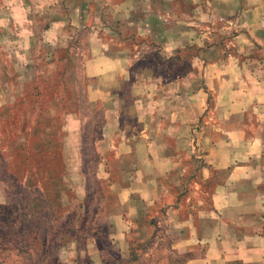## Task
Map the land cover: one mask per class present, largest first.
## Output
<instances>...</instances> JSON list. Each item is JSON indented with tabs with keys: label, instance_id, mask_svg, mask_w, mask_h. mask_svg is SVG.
<instances>
[{
	"label": "rangeland",
	"instance_id": "1",
	"mask_svg": "<svg viewBox=\"0 0 264 264\" xmlns=\"http://www.w3.org/2000/svg\"><path fill=\"white\" fill-rule=\"evenodd\" d=\"M126 3L0 0V264H122L140 250L133 244L132 255L125 257L123 242L115 237L111 240L105 220L106 212H112L108 220L112 217L117 236L122 226L116 217L122 209L101 208L103 197L106 202L114 197L113 186L120 180L125 184L116 174L106 175L108 166L114 172L122 171L115 168L112 157L125 151L110 138L120 126L128 130L125 135L131 133L127 123H132L134 114L129 108L137 101L161 106L181 103V79L176 77L190 65L164 63L169 54L149 47L151 43L163 47L166 34L151 37L149 32L137 31L135 19L140 18H135V12H144V5L131 1L122 11ZM174 5L178 13L183 10L190 16L160 17L159 26L172 21L178 28L181 20L190 21L191 35L201 40L175 52L174 58L213 56L209 47L213 43L215 54L236 53L227 47L235 32L226 31L218 19L212 23L209 12L204 11L212 8L211 0H174ZM104 44L109 48L102 47ZM103 53L145 58L132 72H144L142 82L149 90L153 68L158 76L154 83L162 84L149 91L150 96L119 99L95 95L92 87L97 79L88 76L86 63ZM189 84V92H193L199 81L196 78ZM118 105L128 111L120 109L119 113ZM194 142L190 151L202 156L197 138ZM177 183L182 179L177 178ZM207 191L197 173H192L176 204L182 208L184 198L181 211L197 208L201 199L208 203ZM165 212L153 211L152 220H162ZM162 234L163 225L158 236Z\"/></svg>",
	"mask_w": 264,
	"mask_h": 264
},
{
	"label": "crops",
	"instance_id": "2",
	"mask_svg": "<svg viewBox=\"0 0 264 264\" xmlns=\"http://www.w3.org/2000/svg\"><path fill=\"white\" fill-rule=\"evenodd\" d=\"M122 1L127 2L122 11L131 1L144 5V12H135V18H140L135 19L137 31L149 32L151 37L166 34L163 47L152 43L149 47L169 54L164 63L192 66L176 77L181 79V103L161 106L137 101L129 108L134 114L132 123H127L131 133L125 135L128 130L120 126L110 138L125 151L112 157L115 168L122 171L114 172L108 166L106 175L116 174L125 184L120 180L113 186L114 197L107 202L103 197L101 208L122 209L116 217L122 226L117 236L112 217L108 220L112 212H106L105 220L111 240L115 237L123 242L125 257L132 255L133 244L140 247L133 259L122 264H264V0H211L212 8L204 11L209 12L212 23L218 19L226 31L235 32L227 47L236 53L215 54L213 43L209 45L213 56L191 60L173 56L201 41L191 35L190 21L181 20V25L176 24L179 29L172 21L165 26H159L158 21L160 17L188 18L189 12L178 13L174 0ZM144 60L138 55L114 57L106 53L89 58L88 76L97 79L92 87L95 95L119 99L152 95L149 91L162 84L154 83L158 77L155 70L150 69L149 90L142 82L144 72H132ZM196 78L199 84L189 92V82ZM117 107L119 113L120 109L128 111L126 106ZM196 138L202 156L190 151ZM191 172L197 173L208 190V203L201 199L197 208L181 211L184 198L181 208L177 196L183 193ZM177 178L182 179L181 184ZM157 210L166 211L164 218L153 221L152 213Z\"/></svg>",
	"mask_w": 264,
	"mask_h": 264
}]
</instances>
